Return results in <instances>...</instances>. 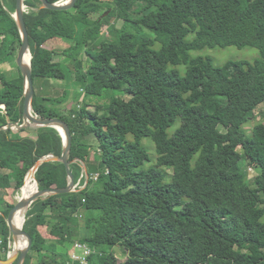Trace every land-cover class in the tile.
Here are the masks:
<instances>
[{
	"label": "trees",
	"instance_id": "obj_1",
	"mask_svg": "<svg viewBox=\"0 0 264 264\" xmlns=\"http://www.w3.org/2000/svg\"><path fill=\"white\" fill-rule=\"evenodd\" d=\"M24 4L34 113L68 124L75 183L89 161L83 139L95 138L98 150L81 190L39 198L26 212L31 248L23 264H81L69 256L75 241L94 251L86 264H264V124L250 136L242 129L264 102V0H77L67 11L47 10L39 0ZM14 9L15 0H0V43L16 50ZM113 17L120 27L109 24ZM105 25L110 30L100 39ZM56 38L68 45L58 61L43 47ZM230 46L257 48L259 57L216 67L209 57L191 56ZM70 77L62 97H37L36 80ZM107 90L128 98H108L90 111ZM22 108L20 72L13 80L0 73V127L21 122ZM61 152L54 128L0 130V190L11 187L10 178L22 187L37 160ZM243 157L260 169L253 187ZM35 179L39 190L67 184L60 162L40 165ZM13 205L0 202L2 260L10 251L5 219ZM75 230L81 237L66 242ZM116 246L125 251L123 262Z\"/></svg>",
	"mask_w": 264,
	"mask_h": 264
},
{
	"label": "rangeland",
	"instance_id": "obj_2",
	"mask_svg": "<svg viewBox=\"0 0 264 264\" xmlns=\"http://www.w3.org/2000/svg\"><path fill=\"white\" fill-rule=\"evenodd\" d=\"M100 11L102 12L103 9H101ZM97 17H98V14H93L91 16L92 19H95ZM109 24L114 25L116 27H120L122 25V22L113 17L110 19ZM109 30H110V26L105 25L101 30L102 35L98 34V36H100V39L102 37H105ZM144 32L149 34V32H147L145 30H144ZM191 38H192V36H190V39ZM15 47H16V45H15ZM17 47L18 48L15 50L14 46H12V44L10 42L0 43V73H2L7 80H13L19 76V72L17 70L18 68L16 66V63H14L16 56H17L18 49L20 46H17ZM43 47L48 49V50H54L55 53L53 56V60L58 61V60H61V58L59 57L60 51L67 48L68 45L65 42L56 38V39H50V40L46 41L43 44ZM191 56L192 57H197V56L209 57L216 67H221L224 64H226L228 61H249V62H253L255 59H257L259 57V51L257 48H254V47H243V48H237L234 46H230V47H226V48L215 47V48H204L203 50L193 51V52H191ZM178 69H183V67H179ZM71 79H72V77H70V79H66V81L36 80L35 90H36L37 97H39V98L42 96H49V97H55V98L62 97V95L64 94V90L66 89V84L67 83L71 84L69 82V81L72 82ZM71 90H73V91L78 90L77 86L73 85V83H72ZM111 97H120V98H124V99L128 98L124 94V92L121 90H107L103 93L102 96L94 97L92 99V100H94L92 102L93 105L91 107H89V110L93 111L95 104H98V103L103 104L107 101L108 98H111ZM82 99H83V97H81L75 104L73 103L74 106L79 108L82 104ZM69 103H71L70 100L66 101V103H63L61 106L60 112H63V110H65L64 105L69 104ZM98 112L102 114V113H104V109L101 108ZM260 123L264 124V102L255 108V110L253 111L252 117L249 119V121L247 123H245L243 125L242 129L246 135L250 136V135H252L253 127L256 124H260ZM171 131L172 130H169V132H171ZM21 135L26 136L28 134L23 133ZM83 140L87 144L90 145L89 161L86 164L83 163V166L85 165L86 170L87 169L93 170L95 168V166H97V163L95 161H93V156L97 153L98 142L93 137H87ZM142 144L146 148L150 159L155 160L156 159V153H155V148H154L153 142L150 139L145 138V139H143ZM241 162L243 165V170L247 175V179H248L249 183L251 184V186L253 187V184H252L253 179L255 178V176L257 174H259L260 169L257 167L251 166L249 164V159L247 157H243L241 159ZM166 174L168 176H170L171 171L167 170ZM12 180L14 182L13 186L16 187V189H14V187H13L12 189H9L6 193V197L9 199V204H14L16 199L20 195L19 190H20L21 184L20 183L18 184L14 179H12ZM79 186H80V188H77V190H81L83 188V186H81V185H79ZM81 233L82 232L79 230L73 231V234L67 236L66 242H69L68 240H70L72 238V236H74V235L81 237V235H82ZM21 239L23 240V238H21ZM10 244L12 246V242ZM72 247H73V243H71V245L69 247V250H68L69 253L72 252ZM112 251L115 254V257L119 262H123L125 260V251L122 247L116 246L113 248ZM51 257H55V256L52 255ZM34 263H35V261L33 259L31 264H34ZM42 264H52V263L50 262V260L48 258H46Z\"/></svg>",
	"mask_w": 264,
	"mask_h": 264
},
{
	"label": "water",
	"instance_id": "obj_3",
	"mask_svg": "<svg viewBox=\"0 0 264 264\" xmlns=\"http://www.w3.org/2000/svg\"><path fill=\"white\" fill-rule=\"evenodd\" d=\"M77 0H60L54 3L49 2L48 0H39L42 7L51 10V11H67L73 8ZM27 6L24 4V0H15V9L12 17L16 23L19 36H20V47L17 52L15 59L16 66L22 77L23 84V108H22V118L21 122L8 123L4 127H0V130L10 129L12 131H20L28 127H51L56 129L62 139V152L60 156L47 155L35 162V164L30 168L27 174L24 177V180L28 176H32L36 184V192L29 196H20L16 199L12 209L8 212L5 222L10 233L9 248L10 251L7 254L5 260L0 259V264H23L27 254L30 252L31 248V238L23 230V224L25 222V214L32 204L39 198H45L47 196L66 194L71 192H78L77 183H80L81 177L78 182H74L73 174L70 170L71 161L69 160L71 143H72V134L70 132L69 126L66 122L58 118H39L33 111L32 108V99L34 95V87L31 75V52L28 41V33L24 22V13L26 12ZM29 54L30 60L27 64L23 63V58L25 55ZM45 162H60L64 165L66 171L67 184L64 188H52L39 190L38 183L35 179V173L40 165ZM82 172L85 174V179L88 178L86 168L83 166ZM23 180V181H24ZM21 193V188H20ZM23 212L24 219L20 227H17L13 224L14 215ZM19 238L25 240V245L23 248H14V243L18 241ZM12 242V246L11 243Z\"/></svg>",
	"mask_w": 264,
	"mask_h": 264
},
{
	"label": "bare ground",
	"instance_id": "obj_4",
	"mask_svg": "<svg viewBox=\"0 0 264 264\" xmlns=\"http://www.w3.org/2000/svg\"><path fill=\"white\" fill-rule=\"evenodd\" d=\"M29 60H30V56H29V54H27L23 58V63L27 64L29 62ZM32 182H33L32 176H28L25 178L23 186L21 187V193H20L19 197L22 194H26V195H24V197H25V196H29V195L36 192L37 188ZM23 219H24V214L21 211V212L14 215L13 224L17 227H20L23 223ZM13 245H14V248H18V249L22 248V239L19 238L18 241L16 243H14Z\"/></svg>",
	"mask_w": 264,
	"mask_h": 264
},
{
	"label": "built area",
	"instance_id": "obj_5",
	"mask_svg": "<svg viewBox=\"0 0 264 264\" xmlns=\"http://www.w3.org/2000/svg\"><path fill=\"white\" fill-rule=\"evenodd\" d=\"M85 173L81 172V178H85ZM98 177V174H94L92 177L94 180ZM77 188H80V183H77ZM94 251L92 248H90L88 245L80 242V241H75L73 243L72 247V252L69 253L70 258L73 261H79L81 264H86L87 263V258L93 254Z\"/></svg>",
	"mask_w": 264,
	"mask_h": 264
},
{
	"label": "crops",
	"instance_id": "obj_6",
	"mask_svg": "<svg viewBox=\"0 0 264 264\" xmlns=\"http://www.w3.org/2000/svg\"><path fill=\"white\" fill-rule=\"evenodd\" d=\"M13 180L12 178H10V185L11 187L9 189H12L14 186H13ZM9 189H6V190H0V202L1 200H4L5 202H8L9 203V199L6 197V193Z\"/></svg>",
	"mask_w": 264,
	"mask_h": 264
}]
</instances>
